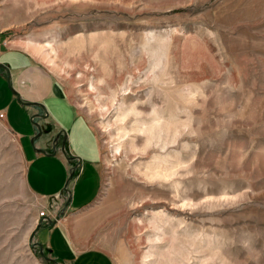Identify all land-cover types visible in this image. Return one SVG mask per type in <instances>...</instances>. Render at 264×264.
Instances as JSON below:
<instances>
[{
    "label": "rangeland",
    "instance_id": "1",
    "mask_svg": "<svg viewBox=\"0 0 264 264\" xmlns=\"http://www.w3.org/2000/svg\"><path fill=\"white\" fill-rule=\"evenodd\" d=\"M0 32L102 175L82 210L35 195L0 124V264H264V0H0Z\"/></svg>",
    "mask_w": 264,
    "mask_h": 264
},
{
    "label": "crops",
    "instance_id": "2",
    "mask_svg": "<svg viewBox=\"0 0 264 264\" xmlns=\"http://www.w3.org/2000/svg\"><path fill=\"white\" fill-rule=\"evenodd\" d=\"M0 65L9 69L11 86L21 95L22 102L8 87V71L0 67V124L20 148L27 186L44 198L68 194L72 209L89 206L102 183L93 129L52 77L25 51L5 44L1 32ZM33 122L43 129L39 139Z\"/></svg>",
    "mask_w": 264,
    "mask_h": 264
},
{
    "label": "water",
    "instance_id": "3",
    "mask_svg": "<svg viewBox=\"0 0 264 264\" xmlns=\"http://www.w3.org/2000/svg\"><path fill=\"white\" fill-rule=\"evenodd\" d=\"M0 67L6 69V70L8 71V75H9V79H8L9 87H10L11 91L13 92V94L18 98V100H19L20 102H22V100H21V95H20L18 92H16V91L12 88V86H11L9 69H7V67H5V66H3V65H0ZM30 105L32 106V104H30ZM33 120H34V119H33ZM33 123L35 124V126H36V127L38 128V130H39V134L35 137V139H39V137L42 136L43 131H42V129H41V126H40L38 123H36V122H33ZM33 143H34V141H33ZM63 150H64V149H63ZM42 152L44 153V151H42ZM53 155H55V152L53 153ZM66 190H67V189H66ZM51 225H54V223H51Z\"/></svg>",
    "mask_w": 264,
    "mask_h": 264
},
{
    "label": "bare ground",
    "instance_id": "4",
    "mask_svg": "<svg viewBox=\"0 0 264 264\" xmlns=\"http://www.w3.org/2000/svg\"><path fill=\"white\" fill-rule=\"evenodd\" d=\"M122 72H123V70H122V71H121V70L119 71V73H122ZM110 75H112V74H110ZM110 75H109V76H110ZM112 76H113V75H112ZM112 76H111V77H112ZM112 78H113V77H112ZM109 79H111V78L109 77ZM113 80H114V79H113ZM108 82H109V81H108ZM113 83H115V82H113ZM113 85H114V84H113ZM110 89H111V87H110ZM111 90H112V89H111ZM128 94H129V92H128ZM128 94L126 93V95H128ZM130 94H131V93H130Z\"/></svg>",
    "mask_w": 264,
    "mask_h": 264
},
{
    "label": "built area",
    "instance_id": "5",
    "mask_svg": "<svg viewBox=\"0 0 264 264\" xmlns=\"http://www.w3.org/2000/svg\"><path fill=\"white\" fill-rule=\"evenodd\" d=\"M0 118H3V116L1 115Z\"/></svg>",
    "mask_w": 264,
    "mask_h": 264
},
{
    "label": "flooded vegetation",
    "instance_id": "6",
    "mask_svg": "<svg viewBox=\"0 0 264 264\" xmlns=\"http://www.w3.org/2000/svg\"><path fill=\"white\" fill-rule=\"evenodd\" d=\"M39 133V132H38Z\"/></svg>",
    "mask_w": 264,
    "mask_h": 264
}]
</instances>
